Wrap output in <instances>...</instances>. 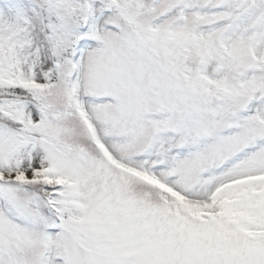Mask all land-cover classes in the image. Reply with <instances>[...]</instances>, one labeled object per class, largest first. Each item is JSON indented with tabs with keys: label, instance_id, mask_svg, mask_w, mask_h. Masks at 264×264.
<instances>
[{
	"label": "snow or ice",
	"instance_id": "6c2138e0",
	"mask_svg": "<svg viewBox=\"0 0 264 264\" xmlns=\"http://www.w3.org/2000/svg\"><path fill=\"white\" fill-rule=\"evenodd\" d=\"M0 264H264V0H0Z\"/></svg>",
	"mask_w": 264,
	"mask_h": 264
}]
</instances>
